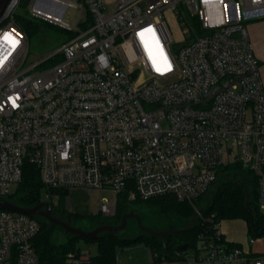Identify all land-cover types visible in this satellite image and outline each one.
<instances>
[{
  "label": "built area",
  "instance_id": "built-area-1",
  "mask_svg": "<svg viewBox=\"0 0 264 264\" xmlns=\"http://www.w3.org/2000/svg\"><path fill=\"white\" fill-rule=\"evenodd\" d=\"M109 5L29 0L31 17L74 35L27 65V36L13 13L0 25V197L30 163L46 189L110 191L112 201L97 206L102 215L115 213L121 194L171 195L203 219L198 199L216 186L222 165L237 161L256 175L264 212V82L246 26L264 18V0ZM69 6L85 10L73 26L63 22ZM169 26L180 36L175 52ZM39 231L37 217L0 210V264H39ZM180 255L159 262L148 249V264L264 263L263 254L230 246L220 222ZM64 264H90V253Z\"/></svg>",
  "mask_w": 264,
  "mask_h": 264
},
{
  "label": "trees",
  "instance_id": "trees-1",
  "mask_svg": "<svg viewBox=\"0 0 264 264\" xmlns=\"http://www.w3.org/2000/svg\"><path fill=\"white\" fill-rule=\"evenodd\" d=\"M17 10H23L24 15L18 13ZM15 23L26 34L30 36L38 31L41 22L39 19L31 17L27 13L26 5L20 2L13 12ZM70 33V32H69ZM74 33H70L72 37ZM245 176H244V175ZM222 175H224L222 177ZM217 184L212 192L207 207L201 209L202 218L196 216L189 229H185L176 233L165 236V240L149 236L148 234H140L134 238L117 237L114 231H108L97 238L91 240L86 237H77L65 235L62 239H57L55 228H59L43 220L40 221V231L33 240V246L38 257L39 264H64L71 254H77L82 249L78 246L79 238L85 241H94L97 244V253L90 255V264H114L115 252L119 246L136 244L142 242L153 254L157 261L179 259L184 251L189 248H195L200 234L210 235L213 232V224L221 222L225 219H240L246 224L247 232L254 237L264 235V212L261 211L257 204V177L247 170L241 162H233L231 164L222 165L219 169ZM47 192L57 193V204H53L48 200L53 209L59 215L74 219L88 217L99 224H119L127 206L131 202H145L157 205L162 212L175 214L190 220L195 213L194 206L186 201H179L174 196L163 195L156 196L146 200L136 199L129 201L125 194L117 196L116 211L111 216L101 217L100 212L93 215L71 214L62 209L61 200L66 196V190L46 189L43 187L39 176L38 168L30 163L24 165L22 179L16 185V189L10 195L3 198L13 200L23 206H34L44 202V194ZM201 198V197H200ZM199 198V199H200ZM198 199V200H199ZM213 217L210 218V215ZM60 229V228H59ZM227 241V240H226ZM188 243L189 247L182 251L176 252V248L180 244ZM230 246L241 248V244L237 242L227 241Z\"/></svg>",
  "mask_w": 264,
  "mask_h": 264
},
{
  "label": "rangeland",
  "instance_id": "rangeland-1",
  "mask_svg": "<svg viewBox=\"0 0 264 264\" xmlns=\"http://www.w3.org/2000/svg\"><path fill=\"white\" fill-rule=\"evenodd\" d=\"M114 1L115 0L109 1L110 2L109 9L112 8V3ZM17 12L23 15L25 14L23 10H17ZM78 16L83 18L85 16V10L80 12L78 9L69 6L65 10L63 16V22L73 26ZM262 20H264V18L247 20L246 26L249 36L251 30L257 31L259 29L257 23H259ZM40 21L41 22H39L40 25L38 26V31L35 32L34 34H31L30 36L27 35L29 52L25 65L30 64L58 50L61 47V45L70 36V33L64 30L63 28L54 24H48L42 20ZM169 27H170L169 31L171 34V39L173 41L170 48L172 52H175L178 46L180 45V42H177L178 40H180V36L176 32L174 26L172 27L169 26ZM246 168L248 171L252 173V171L248 167ZM223 176L224 175H222V177ZM215 188L216 187L212 188L211 192L208 195L202 196L197 201L196 206L201 208L207 207L210 197L212 196V192L213 190H215ZM11 189L12 192H14L16 186H12ZM56 195L57 193H52L50 195V193L47 192L43 196V198L45 199L44 202H49L48 200H51L52 203L54 204L55 201L56 202L58 201V199H56ZM102 197H105L107 200L112 201L113 194L107 190L102 192L94 191L93 194H90L85 189H71L66 193V196L61 200L60 206L62 209H65L66 212L71 213L73 215L74 214H80L85 216L91 214L93 215L95 212H97V206L99 205V201ZM53 210L55 213H57L55 209ZM66 214L63 217L69 219L70 217L66 216ZM124 214H130L129 216L126 217L125 227L120 231H114L115 235L120 238L123 237L134 238L139 234H144V232L139 228L137 218L139 219L141 226L149 228L154 231H166L174 228H186L188 223L186 222V219L181 216L162 212L157 205L148 204L145 202L129 203ZM100 216L103 217L102 214ZM37 219L43 220L40 217H37ZM102 220L100 222L107 221L106 219H104V221ZM99 221L91 220L88 217L74 219V220L71 218L70 220L73 226L83 230H91L95 228L96 226L100 225ZM226 222L227 221H225V223L223 224L225 225L227 224V226L229 224H233V226L230 227L233 229V233L236 237L237 243H240L243 246L248 245L250 238L253 237L249 235V233L247 232L244 222L240 219H233V220L230 219L228 220L227 223ZM54 232L57 239H62L66 235L65 232L59 228H55ZM253 239L254 241L251 244L252 248L264 250V235L260 237H254ZM162 240H165V237ZM77 244L81 249H87L90 252V254L97 253V244L94 241H85L84 239L79 238L77 240ZM189 251L191 252L192 248H189ZM115 259L116 262H118V264H146L148 263L146 246L142 242L119 246L115 252ZM235 264H245V261L240 260Z\"/></svg>",
  "mask_w": 264,
  "mask_h": 264
},
{
  "label": "water",
  "instance_id": "water-1",
  "mask_svg": "<svg viewBox=\"0 0 264 264\" xmlns=\"http://www.w3.org/2000/svg\"><path fill=\"white\" fill-rule=\"evenodd\" d=\"M22 2L23 5H27L29 0H0V25L14 12L17 5ZM63 10V6L61 11ZM0 210H9L19 213H24L27 215L40 217L43 221L48 222L52 225L59 227L65 232L66 235L77 236V237H86L88 239H95L99 235L108 232V231H120L126 225V217L130 214H123L121 221L117 225L112 224H100L91 230H83L73 226L70 222L71 218H65L55 213L52 206L48 202H41L34 206H23L16 203L13 200L0 197ZM196 217V213L192 215L190 220L187 223L186 228H174L166 231H154L149 228L143 227L140 225V221L137 218L139 228L144 233L149 236L163 239L165 236L172 233H176L185 229H189ZM189 247L188 243L180 244L176 248V252H182Z\"/></svg>",
  "mask_w": 264,
  "mask_h": 264
},
{
  "label": "crops",
  "instance_id": "crops-1",
  "mask_svg": "<svg viewBox=\"0 0 264 264\" xmlns=\"http://www.w3.org/2000/svg\"><path fill=\"white\" fill-rule=\"evenodd\" d=\"M105 1L109 2L110 0H105ZM257 26H259V29L257 31L251 30L249 37H250V40H251L252 45H253L254 54H255L256 58L258 59V61L260 63L262 79H263V82H264V20H262L259 23H257ZM228 220H230V219H225V220H222L220 222V230L222 231L223 237H224L225 240L230 241V242H237L236 237H235V235L233 233V229L231 228L233 226V224H229L228 226H227V224L226 225L223 224V223H225V221L228 222ZM233 223H235V222H233ZM244 224H245V222H244ZM245 228H246V224H245ZM241 248L245 252H250V254H252V255H259V254H263L264 255V250L253 249L252 245L250 243L248 245H245V246L241 245ZM82 250L88 251L87 249H82ZM146 250H147V259H148V248L147 247H146ZM115 262H116V259L114 260V263ZM146 264H148V263H146ZM245 264H248V261H245Z\"/></svg>",
  "mask_w": 264,
  "mask_h": 264
},
{
  "label": "snow or ice",
  "instance_id": "snow-or-ice-1",
  "mask_svg": "<svg viewBox=\"0 0 264 264\" xmlns=\"http://www.w3.org/2000/svg\"><path fill=\"white\" fill-rule=\"evenodd\" d=\"M142 35H143V34H142ZM4 38H5L6 40H9L13 45H15L16 41H15V40H12L11 37H9V36L6 35ZM157 70L159 71V69H157Z\"/></svg>",
  "mask_w": 264,
  "mask_h": 264
},
{
  "label": "flooded vegetation",
  "instance_id": "flooded-vegetation-1",
  "mask_svg": "<svg viewBox=\"0 0 264 264\" xmlns=\"http://www.w3.org/2000/svg\"><path fill=\"white\" fill-rule=\"evenodd\" d=\"M140 235V234H139ZM138 236V235H137Z\"/></svg>",
  "mask_w": 264,
  "mask_h": 264
}]
</instances>
